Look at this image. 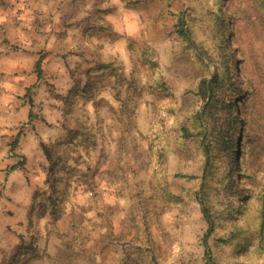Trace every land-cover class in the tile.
<instances>
[{
    "label": "rangeland",
    "instance_id": "374dc122",
    "mask_svg": "<svg viewBox=\"0 0 264 264\" xmlns=\"http://www.w3.org/2000/svg\"><path fill=\"white\" fill-rule=\"evenodd\" d=\"M178 14L188 35L189 27L199 43L209 42L208 13L197 0H0V264H57L50 258L56 255L62 264L67 259L134 264L141 259L136 245L153 250L161 264L231 263L227 248L215 246L214 233L208 246L203 244L208 223L198 203L202 180L177 176L200 174L194 145L179 136V124L193 106L190 90L197 75L205 73L194 53L214 73L194 43L192 51L177 35ZM233 23L236 28L243 20ZM233 34L236 53L240 44ZM133 43L155 54L159 79L167 85L165 97L154 94L141 62L133 63ZM98 53L117 70L98 72ZM39 57L40 81L32 76ZM259 93L264 96V79ZM70 95L87 110L96 145L67 158L61 169L68 172L67 193L54 220L48 214L47 160L40 141L50 145L65 138L59 108L65 104L62 97ZM28 97L34 103L30 119ZM172 97L174 116L158 148L166 158L163 181L179 199L163 203L154 196L146 136ZM13 164L18 166L11 169ZM193 189L197 198L189 195ZM147 215L150 243L141 224Z\"/></svg>",
    "mask_w": 264,
    "mask_h": 264
},
{
    "label": "trees",
    "instance_id": "16d2710c",
    "mask_svg": "<svg viewBox=\"0 0 264 264\" xmlns=\"http://www.w3.org/2000/svg\"><path fill=\"white\" fill-rule=\"evenodd\" d=\"M197 2L204 13H208L209 42L199 43L189 27L188 35L183 28L185 18L179 14L174 21L175 31L192 51V42L194 43L199 54L213 65L214 73L211 75L198 53H194V58L205 73L197 75L195 85L190 90L193 106L187 118L179 124V136L183 141L194 145L195 154L200 161V174L180 173L177 176L202 180L201 184L198 182V186H201L198 203L208 223L203 237L204 246H208L207 238L214 233L215 246L227 248L225 257L231 259L230 264H263L264 96H260L259 84L260 79H264V0ZM252 18H256L261 28L258 32L255 31ZM234 19L237 23L243 20V24H237L233 28ZM88 26H95L96 31L101 30L97 24L88 23ZM242 29H245L243 33ZM233 31L240 44L236 53L232 45L235 39ZM84 36V40H87L88 36ZM135 44L130 46L131 55L137 53L135 59L132 55L133 63L138 65L141 62L147 71V83L149 81L151 84L154 94L165 97L167 85L159 79L155 54L146 49L134 48ZM97 56L95 63L98 72L117 70L113 61L107 60L100 53ZM118 68L121 69V66ZM34 72L38 79L41 78L40 57L35 61ZM83 86L85 91L86 82ZM62 100L65 104L59 108L62 112L60 125L66 130L65 138L50 145L40 141L47 160L43 169L45 181L50 188L46 197L48 214L54 220L61 214L60 201L67 193L68 172L61 171L66 167L67 158L78 148H92L96 145L95 128L87 110L77 107L71 95L62 97ZM205 100L207 102L200 115L199 108ZM28 102L30 119L34 103L31 97H28ZM163 104V111L152 121L146 139L151 157L150 170L154 178V196L164 203V200L175 201L179 197L168 192L161 176V166L166 163V158L158 144L164 138L166 122L174 116L176 100L171 105H167V102ZM16 142L15 139L12 145ZM17 166L13 164L10 168L15 169ZM189 195L197 198L196 189ZM150 220L147 215L141 223L148 243L151 242ZM140 225H137L138 230ZM136 247L141 259L134 264L163 262L153 250L143 245ZM206 255L209 256V253ZM50 258L57 264H62L63 258L60 255ZM74 263V259H67L63 264Z\"/></svg>",
    "mask_w": 264,
    "mask_h": 264
},
{
    "label": "crops",
    "instance_id": "0c3cea01",
    "mask_svg": "<svg viewBox=\"0 0 264 264\" xmlns=\"http://www.w3.org/2000/svg\"><path fill=\"white\" fill-rule=\"evenodd\" d=\"M63 45H64V43H63ZM63 45H62V46H63ZM58 48H59V47H58ZM61 50H62V49H61ZM58 53H60V50H59V49L55 50L54 55L56 56V58H59V57H58V55H59ZM57 65H58V66H62L59 62H57ZM62 68H65V64L62 66ZM58 69H59V68H58ZM32 76H35L36 79H38L37 76H36V73H33ZM40 79H41V78H39L38 80L40 81ZM39 81H38V82H39Z\"/></svg>",
    "mask_w": 264,
    "mask_h": 264
}]
</instances>
